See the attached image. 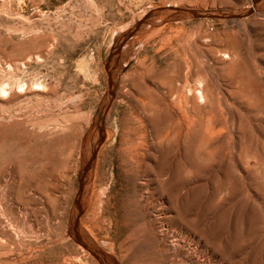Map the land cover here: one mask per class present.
I'll use <instances>...</instances> for the list:
<instances>
[{"label":"rangeland","instance_id":"1","mask_svg":"<svg viewBox=\"0 0 264 264\" xmlns=\"http://www.w3.org/2000/svg\"><path fill=\"white\" fill-rule=\"evenodd\" d=\"M0 88V264H264V0H0Z\"/></svg>","mask_w":264,"mask_h":264},{"label":"water","instance_id":"2","mask_svg":"<svg viewBox=\"0 0 264 264\" xmlns=\"http://www.w3.org/2000/svg\"><path fill=\"white\" fill-rule=\"evenodd\" d=\"M257 1L258 0H253V4H256ZM155 12L156 14L160 12L167 14V18L170 20L188 19V18H193V19L210 18V19L227 20V19L243 18L245 16H248L252 12V10H242V11L233 13L231 11H222V10H208V11L197 10L195 11V10H190V9H178L175 6H172V7L167 6L166 8L159 9ZM130 35L131 33L128 34L127 37H129ZM113 96L114 94L112 90V84L109 81L108 91L100 107V110L97 114L95 129L87 142V149H86L87 156L85 155L83 156V164H82V168L80 170L79 178H78V182H79L78 193L76 195V198L74 199V205L76 209L72 213L71 222H70L72 236L74 240L77 243L81 244L92 255H94L100 263H103L105 258L102 255H100L101 257H97L95 255L96 248L93 242L83 232L79 234L76 228H77L78 219L81 215V211L79 207V200L81 196L82 186L84 184L83 179H84V176L88 172L91 171L95 158H96V154L98 152V149L103 142V134H102L103 123H104L103 121L108 111V108L113 100Z\"/></svg>","mask_w":264,"mask_h":264},{"label":"bare ground","instance_id":"3","mask_svg":"<svg viewBox=\"0 0 264 264\" xmlns=\"http://www.w3.org/2000/svg\"><path fill=\"white\" fill-rule=\"evenodd\" d=\"M21 86V85H20ZM24 86H25V84H24ZM36 86V84H34V87ZM197 86H198V88H200L201 87V85H200V83H198L197 84ZM3 87V86H2ZM23 87V86H22ZM40 87V86H39ZM3 88H5V87H3ZM18 88H20V87H18ZM41 88V87H40ZM2 88H0V90H1ZM10 89V88H9ZM35 89V88H34ZM3 90V89H2ZM20 90V89H19ZM26 90V89H25ZM195 90V89H194ZM6 91H8L7 89H6ZM6 91H1V93L2 94H6ZM33 91V90H32ZM35 92H41V91H43V87H42V89H39V88H36L35 90H34ZM8 92H10V90L8 91ZM7 92V93H8ZM23 92H25V91H23ZM191 92V91H190ZM181 93V92H180ZM195 94H196V97H197V101L198 102H200V103H202V102H204V96H203V94H202V92H201V89H196V91H195ZM1 95V94H0ZM4 95H2L3 97H4ZM193 95V94H192ZM8 96V95H7ZM190 96V95H189ZM180 99V98H179ZM182 99V98H181ZM162 100H163V98H162ZM161 100V101H162ZM143 101V100H142ZM165 102V101H164ZM149 103V102H148ZM154 103V102H153ZM143 107H144V111H145V113L147 114V117H150V115H151V112H153V111H155L154 109H153V107L151 108V105H149V104H145L144 103V101H143ZM142 107V106H141ZM142 110H143V108H142ZM212 117V116H211ZM169 119V118H168ZM171 120V119H170ZM149 122L151 123V125H155V127L158 125L159 127H160V130H158L159 131V138H161V140L159 141V146H161L162 144H164V142H165V140L168 138V136H169V134H171L170 133V131H171V129H170V125L168 124V120H167V115H165V114H163V113H161V111H160V113L159 114H152V116L150 117V119H149ZM208 122V121H207ZM195 123V122H194ZM209 123V122H208ZM209 124H211V123H209ZM172 126V125H171ZM194 126V125H193ZM203 126V125H202ZM192 127V126H191ZM196 127V126H195ZM201 128V127H200ZM199 128V129H200ZM196 129V128H195ZM194 129V130H195ZM208 129V128H207ZM185 130V129H184ZM214 130V129H213ZM193 131V130H192ZM196 131V130H195ZM210 131H212V130H210ZM213 132V131H212ZM172 133H174V135H177V137H178V135L179 136H182L183 137V124L182 123H180V121H178V119L176 120V122L174 123V127H173V130H172ZM173 135V136H174ZM172 136V135H171ZM188 136H189V134H188ZM174 137H176V136H174ZM177 137L175 138V139H177ZM212 137V136H211ZM181 138V137H180ZM209 138V137H208ZM169 139H171V138H169ZM211 139V138H210ZM175 141V140H174ZM163 148V150H165L164 152H168V150H167V148H164V147H162ZM162 163H163V161L161 162V165H160V167L162 166ZM160 169H162V168H160Z\"/></svg>","mask_w":264,"mask_h":264}]
</instances>
